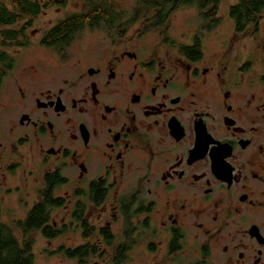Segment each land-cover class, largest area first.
Instances as JSON below:
<instances>
[{"label": "flooded vegetation", "instance_id": "af4514ba", "mask_svg": "<svg viewBox=\"0 0 264 264\" xmlns=\"http://www.w3.org/2000/svg\"><path fill=\"white\" fill-rule=\"evenodd\" d=\"M234 5L197 10L180 39L188 7L62 51L52 26L15 78L16 143L65 186L63 235L84 240L69 249L96 253L83 264H264V14L240 34Z\"/></svg>", "mask_w": 264, "mask_h": 264}, {"label": "trees", "instance_id": "16d2710c", "mask_svg": "<svg viewBox=\"0 0 264 264\" xmlns=\"http://www.w3.org/2000/svg\"><path fill=\"white\" fill-rule=\"evenodd\" d=\"M125 1L127 0H0V91L5 79L17 67L14 51L29 45V31L45 10L65 8L71 2L84 5L81 12L61 19L47 32L44 44L62 51L74 39L79 38L86 28L124 31L135 23L148 20L156 29H162L168 25L172 14L181 8H196L204 15L218 11L224 0H137V10L132 13L121 10L119 4ZM263 14L264 0H238L230 11L240 34L259 32ZM125 24L129 25L124 27ZM46 181L39 199L25 220L12 224L0 220V264H37L34 235L40 233L49 240H55L65 234V226L60 229L52 222V213L65 206V199L55 196L56 190L62 185L61 180L55 177ZM2 210L0 194V217ZM79 214L82 215L80 210ZM59 254L87 263L96 253L62 247ZM118 261L125 264L123 255L120 254L115 260L116 263Z\"/></svg>", "mask_w": 264, "mask_h": 264}, {"label": "rangeland", "instance_id": "374dc122", "mask_svg": "<svg viewBox=\"0 0 264 264\" xmlns=\"http://www.w3.org/2000/svg\"><path fill=\"white\" fill-rule=\"evenodd\" d=\"M237 0H228L223 2L221 6L225 9L233 4H237ZM122 11L132 13L137 10V0H127L120 3ZM84 5L80 2H71L65 8H52L45 10L40 17L35 21L34 27L29 31L30 37L29 46L26 48L14 51L17 56V67L13 73L6 79L4 86L0 91V194L3 201V210L0 220L12 224L15 221L25 220L28 212L32 210L35 203L39 199V193L44 188L45 182L42 169L38 165L32 166L31 155L33 151L30 144L19 146V134L17 133V120L20 110V104L16 105L12 91L15 89V78L22 75L23 71L34 65L37 60L42 58L40 38L52 26L57 24L61 19L69 15L81 12ZM198 12L196 8L186 9V12L180 11L175 15L172 37L180 39V32L183 24H189L187 18ZM199 20L196 19V22ZM232 26V20L226 18ZM86 28L77 37L79 41L85 43L97 42L99 37H106L107 34L99 30ZM36 33H40L36 35ZM109 35V34H108ZM147 39H152L159 42L161 39L158 35L148 36ZM28 75H33L30 70ZM15 129V131H12ZM24 166V167H22ZM28 170V173L25 171ZM29 168V169H28ZM32 171V174H30ZM66 194L65 186L56 190L55 196L64 198ZM64 208V207H63ZM56 210L52 213V222L59 225L63 229V219L68 220L65 209ZM20 234V233H19ZM34 251L36 254L37 264H80L79 259H70L67 256L59 254L62 247H74L84 242L82 236L78 235H61L55 240H49L42 234H35ZM140 250L134 253L133 264H146L149 257L139 254ZM98 262V259L93 260ZM102 264H106L103 262Z\"/></svg>", "mask_w": 264, "mask_h": 264}, {"label": "water", "instance_id": "95a60500", "mask_svg": "<svg viewBox=\"0 0 264 264\" xmlns=\"http://www.w3.org/2000/svg\"><path fill=\"white\" fill-rule=\"evenodd\" d=\"M22 120H26V117L24 116L23 118H22ZM83 264V263H82Z\"/></svg>", "mask_w": 264, "mask_h": 264}, {"label": "clouds", "instance_id": "9594fccd", "mask_svg": "<svg viewBox=\"0 0 264 264\" xmlns=\"http://www.w3.org/2000/svg\"><path fill=\"white\" fill-rule=\"evenodd\" d=\"M12 73H13V72H12ZM12 73H11V74H12ZM11 74H10V75H11ZM10 75H9V76H10ZM9 76H8V77H9ZM8 77H7V78H8ZM7 78H6V79H7ZM6 79H5V80H6Z\"/></svg>", "mask_w": 264, "mask_h": 264}]
</instances>
